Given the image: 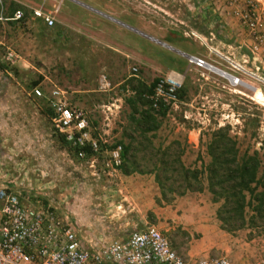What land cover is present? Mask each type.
Listing matches in <instances>:
<instances>
[{
  "label": "rangeland",
  "instance_id": "374dc122",
  "mask_svg": "<svg viewBox=\"0 0 264 264\" xmlns=\"http://www.w3.org/2000/svg\"><path fill=\"white\" fill-rule=\"evenodd\" d=\"M229 2L3 0L6 12L12 3L50 11L55 24L46 27L32 17L25 23L0 22V185H12L25 205L49 208L74 218L81 227L94 218L95 235L108 242L123 239L133 227L153 225L180 254L200 257L187 252L202 248L205 237L177 224L169 214L179 197L158 204L153 175H124L109 147L129 140L124 135L128 91L121 88L123 83L137 78L149 84L169 76L181 81L183 98L177 97L169 109L152 138L155 144L186 137L189 146L182 159L186 165L199 166L200 139L213 128L230 125L243 148L264 147V64L246 46L252 35L233 12L245 9L244 0L235 7ZM260 7L264 9V1ZM8 48L18 54L9 68L1 62ZM187 55L230 73L240 83L190 63ZM103 76L109 85H101ZM55 87L64 89L72 104L85 111L98 143L93 154L81 156L59 140L46 115L47 97ZM202 153L207 160L203 148ZM190 195L188 206L200 205L203 221L219 228L218 204L209 193ZM246 231L226 237L242 244ZM254 238L259 259L264 235Z\"/></svg>",
  "mask_w": 264,
  "mask_h": 264
},
{
  "label": "built area",
  "instance_id": "2783aa9c",
  "mask_svg": "<svg viewBox=\"0 0 264 264\" xmlns=\"http://www.w3.org/2000/svg\"><path fill=\"white\" fill-rule=\"evenodd\" d=\"M264 0H244L245 9L233 12L239 16L242 24L254 39L252 52H258L264 41V9L260 3ZM237 0H230L235 7ZM32 17L39 19L46 27L55 24L52 12L42 8H33ZM24 16L21 9L11 15L0 0V22L20 21ZM188 61L196 65L203 59L187 55ZM18 60V54L7 49L1 62L12 67ZM201 67V66H200ZM108 84L103 76L100 80ZM109 85V84H108ZM181 81L174 77L160 79L155 87L156 98L163 100L170 108L177 104L176 91ZM37 96H42L38 87L33 88ZM67 92L55 87L47 97L52 110L50 117L54 129L65 136L66 140L79 148L88 146L98 150V143L90 133L89 120L85 111L72 106L66 99ZM120 147L111 154L116 165L120 163ZM79 155L85 152L80 150ZM0 264H239L228 256H202L187 258L172 246L166 235L153 225L131 231L127 238L114 240L98 249L84 247L66 215L56 213L49 208L31 207L20 201L19 195L10 184L0 185ZM257 264H264V253Z\"/></svg>",
  "mask_w": 264,
  "mask_h": 264
},
{
  "label": "trees",
  "instance_id": "16d2710c",
  "mask_svg": "<svg viewBox=\"0 0 264 264\" xmlns=\"http://www.w3.org/2000/svg\"><path fill=\"white\" fill-rule=\"evenodd\" d=\"M17 9H21L24 16L11 23H25L32 16L31 9L15 3L7 14ZM160 79L156 77L147 84L129 78L121 87L128 91L124 100L128 109L124 135L129 140H119L109 147L111 150L120 147L118 168L124 175L152 174L159 188L158 204H170L190 192L206 191L210 200L218 204L215 215L221 230L229 234L247 230V239L264 235V147L243 148L237 135L231 133L230 125H223L207 131L205 139H200L196 156L199 166L186 165L182 159L189 146L186 137L183 141L175 138L166 144H155L152 139L157 137L170 109L155 97L154 87ZM176 95L182 99L183 90L178 89ZM46 115L49 119L52 116L49 106ZM58 137L76 153L80 150L87 155L95 152L88 146L72 145L61 133Z\"/></svg>",
  "mask_w": 264,
  "mask_h": 264
},
{
  "label": "crops",
  "instance_id": "0c3cea01",
  "mask_svg": "<svg viewBox=\"0 0 264 264\" xmlns=\"http://www.w3.org/2000/svg\"><path fill=\"white\" fill-rule=\"evenodd\" d=\"M197 1L200 2V0H197ZM217 1L218 0H204V2L209 3V4L211 3L216 4ZM120 25L123 27V25L125 24L122 23ZM253 44L254 43H253L252 37H249L246 40V46L250 49L251 52H252L251 47L253 46ZM261 45H263V47L260 48V51L256 53L254 52V53L255 55H257L255 59L259 58V62H262V64H264V41L261 43ZM66 99L70 105L75 106L72 104L71 100L68 99L67 94H66ZM17 194L19 195V198L21 201L23 197L21 198L20 194L19 193ZM191 197L192 196L190 195V193H187L186 195L177 198L174 201L176 203L175 205L176 209L174 211H169L170 216L176 220L177 224H183L184 226H186V228L193 230V231L200 232L203 235V237H205V241H202L204 242V245L202 248L194 249L193 247H191L188 250L187 254L197 255V256L202 257V256H207V254L209 253H213V254H217V256L226 255L234 263L257 264L258 263V249H256L255 247L258 244V242L256 241V239L255 238L245 239L244 240L245 242L240 244L239 241L241 240L235 237H232L230 239L227 238L226 237L227 233L226 232L224 233L223 230L218 228V225L215 224L214 227L208 226L203 221V218H202V210H203L202 207L200 205H197L195 202L189 203L190 205L188 206V202L192 201ZM188 211L192 213V215L189 218L185 215L186 212ZM89 216L90 217L88 218H92V214L91 215L89 214ZM194 219H196V222L194 221ZM69 220L70 222L72 221L71 223L76 232V235L84 247L88 249H98L101 246H105L108 243H110L106 241L103 237L95 235L92 229V225H93L92 220H94V218L86 222V226L84 225V227L87 229H85L84 227H81L80 225H77L74 218L72 219L69 218ZM133 228L134 229H132L131 231L139 229L136 227H133ZM131 231H129V233L125 237H123V239L127 238V236L131 233ZM183 256L187 258H198V257H193V256L188 257L187 255H183Z\"/></svg>",
  "mask_w": 264,
  "mask_h": 264
},
{
  "label": "bare ground",
  "instance_id": "6f19581e",
  "mask_svg": "<svg viewBox=\"0 0 264 264\" xmlns=\"http://www.w3.org/2000/svg\"><path fill=\"white\" fill-rule=\"evenodd\" d=\"M199 66L204 67L206 69H209V70H212V71L216 72L217 74H219V75L227 78L232 84H238V83H240V80L239 79L235 78V80H234V76H231L230 73H228V72H226V71H224V70H222V69H220V68H218V67H216V66H214L212 64L204 63V64H201Z\"/></svg>",
  "mask_w": 264,
  "mask_h": 264
},
{
  "label": "water",
  "instance_id": "95a60500",
  "mask_svg": "<svg viewBox=\"0 0 264 264\" xmlns=\"http://www.w3.org/2000/svg\"><path fill=\"white\" fill-rule=\"evenodd\" d=\"M232 76V75H231Z\"/></svg>",
  "mask_w": 264,
  "mask_h": 264
}]
</instances>
